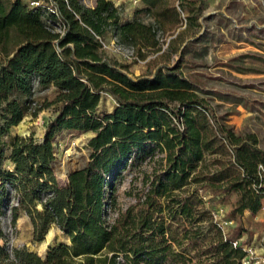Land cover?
I'll list each match as a JSON object with an SVG mask.
<instances>
[{
	"label": "trees",
	"instance_id": "1",
	"mask_svg": "<svg viewBox=\"0 0 264 264\" xmlns=\"http://www.w3.org/2000/svg\"><path fill=\"white\" fill-rule=\"evenodd\" d=\"M52 2L57 14L50 17L61 23L63 34L47 26L44 7L0 0V209L10 199V186L18 201L15 224L26 212L34 241H43L56 224L69 242L49 246L45 258L26 246L14 247L11 255L2 244L0 264H186L185 253L173 245L166 216L194 221L205 206L201 190L207 186L225 196L238 194L232 215L247 209L257 213L264 199L259 176L264 150L256 134H238L218 120L196 92L202 83L181 70L191 63L183 54L173 65L136 76L128 64L104 54L101 40L111 33L144 56V49L159 47L157 33L167 28L170 17L178 22L182 12L192 18L196 0L178 5L143 0L146 6L136 7L132 20L112 0H96L93 7L83 0ZM35 77L42 91L55 87L58 108L43 138L16 135L7 156L5 136L29 113ZM102 93L116 102L110 112L100 107ZM40 110L41 105L31 115ZM65 130L94 135L89 159L60 184L54 140ZM227 146L242 174L236 176L234 164L221 162L219 170L202 176L197 165L205 154H223ZM155 151L162 155L156 160ZM7 158L12 168L5 165ZM152 161L150 170H142V186L124 190L131 200L123 205L118 193L123 172ZM203 208L219 238L211 245L214 257L199 264H240L244 251L224 238L211 210ZM186 237L189 245H197L196 231Z\"/></svg>",
	"mask_w": 264,
	"mask_h": 264
},
{
	"label": "rangeland",
	"instance_id": "2",
	"mask_svg": "<svg viewBox=\"0 0 264 264\" xmlns=\"http://www.w3.org/2000/svg\"><path fill=\"white\" fill-rule=\"evenodd\" d=\"M171 1L175 5L179 3V0ZM195 7V12L189 15L192 18L182 12L178 22L170 17L167 28L157 33L159 47L144 49V56L130 45L134 51L133 58L116 51L111 33L104 37L105 47L102 46V50L112 60L128 64L130 73L136 76L152 73L163 65H173L183 54L191 63L185 64L181 70L184 74L192 73L202 83L196 92L212 106L218 120L232 126L238 134H256L258 147L264 150V0H196ZM124 11L127 12L126 9ZM56 95L50 89L37 92L36 99L41 110L26 122L19 123L17 130L23 132V136L34 134L37 139L44 137L49 118L59 105L54 103ZM101 97L102 109L110 112L116 107L110 94L102 93ZM209 122L213 125L210 117ZM92 134V131L65 130L55 138L57 160L54 168L60 184L66 183L70 171L81 168L89 159L91 148L88 142ZM69 149H73L76 155H71L64 165ZM227 149L228 152L223 154H205L197 165L202 176H210L219 170L221 162L231 166L234 164V174H242L241 168L235 164L232 147L227 146ZM160 156L161 153L155 151L153 158L156 160ZM153 165V161L142 162L123 172L118 180L119 201L123 205L131 200L123 194L124 190L142 186V170H150ZM194 186L195 183L189 185L190 188ZM201 193L206 197L205 206L196 212L194 221L183 217L170 220L166 216L167 225L176 240L173 245L185 253L186 264H199L214 257L211 245L218 240L219 234L209 211L203 207L210 210L212 207H222L226 218L233 220L228 228L231 237L264 247L262 215L250 212L231 214L237 193L225 196L223 191L210 186L203 188ZM194 231L199 238L197 245L191 246L186 234L190 232L193 235ZM64 237L61 230L52 229L43 241H34L33 224L30 217H24L16 222L13 244L17 248L26 246L45 258L49 246L63 241ZM4 241L5 237L0 235V245Z\"/></svg>",
	"mask_w": 264,
	"mask_h": 264
},
{
	"label": "built area",
	"instance_id": "3",
	"mask_svg": "<svg viewBox=\"0 0 264 264\" xmlns=\"http://www.w3.org/2000/svg\"><path fill=\"white\" fill-rule=\"evenodd\" d=\"M29 5L31 7H44L46 10L44 12V19L47 23V26L51 28L52 30L59 32L60 34L64 33V27L61 25L60 22L53 20L50 17V13L53 12L57 14V8L52 2V0H29ZM102 46L105 47V42L101 40ZM112 44L114 45V49L120 53H123L129 58L134 57V51L133 48L129 45L121 43L117 37H114L112 40ZM33 88H32V96L31 101L29 102V113L35 112L39 107L40 104L38 103V100L36 99V94L38 91H40V80L38 77H35L33 79ZM56 145V144H55ZM259 176L261 180L264 181V166L262 164H259ZM10 199L3 203L1 206L0 211V229L4 234L5 241L3 244H6L8 248V252L12 255L14 244V236L16 233V224L13 222V207L18 205V201L15 198V191L12 187H7ZM204 199H206L205 196H203ZM252 213L251 210H245L244 213ZM258 215H262L264 218V199L261 202V206L258 210ZM211 214L213 217V220L217 223L219 228L222 230L223 236L225 239H230L234 247H239L244 251V256L240 260V264H264V247H258L254 245L253 243H247L243 242L241 238H233L230 236L228 232V228L230 225L233 224L232 219H228L225 216L224 210L222 207H212L211 208ZM257 215V214H256Z\"/></svg>",
	"mask_w": 264,
	"mask_h": 264
},
{
	"label": "crops",
	"instance_id": "4",
	"mask_svg": "<svg viewBox=\"0 0 264 264\" xmlns=\"http://www.w3.org/2000/svg\"><path fill=\"white\" fill-rule=\"evenodd\" d=\"M83 1H84V3H85L86 5H88V6H90V7H93V6L95 5V3H96V0H88V1H87V0H83ZM112 1H113L116 5H120V6L122 7V9H124V10L126 9V10H127V12H125V11L123 10V14L125 15V16L123 15V17H124L125 19H130V20H132V19L134 18V16H135V12H134V10H135L136 7H145V6H146V4L143 2V0H112ZM105 37H106V36H105ZM49 89H50V90H54V91L56 92V89H55L54 86L50 87ZM100 105H102V97H101V100H100ZM54 116H55V111H53V114H52L51 118H49V121H50ZM32 117H33V116H32L31 114L28 113V114L24 117V119L21 121V123L26 122L28 119H31ZM21 123H20V124H21ZM20 124L13 126V127L11 128V131L9 132V134H8L7 136H5V141H6V144H7V152H6L7 156L10 155L11 142L13 141L14 137H15L16 135H23V132H19V131L17 130V127H18ZM91 136H93V134H92ZM5 165H6L7 167H9V168H12V166H13V164H12V162H11V160H10L9 158H7V159L5 160ZM24 217H29V216H28L25 212H21L20 216H19L18 219H17V222H18L19 219L24 218ZM52 229H53L54 231H55V229L58 230V231H60V229L58 228V226L54 224V225L49 229L47 235H48L49 233H51V230H52ZM63 242L68 243L69 240H68L66 237H64Z\"/></svg>",
	"mask_w": 264,
	"mask_h": 264
},
{
	"label": "bare ground",
	"instance_id": "5",
	"mask_svg": "<svg viewBox=\"0 0 264 264\" xmlns=\"http://www.w3.org/2000/svg\"><path fill=\"white\" fill-rule=\"evenodd\" d=\"M71 155H74V156L76 155V152H75L73 149H69V150H68V153H67V155H66L65 162H63L64 165L67 163L66 161L70 159V156H71ZM64 165H63V166H64Z\"/></svg>",
	"mask_w": 264,
	"mask_h": 264
},
{
	"label": "water",
	"instance_id": "6",
	"mask_svg": "<svg viewBox=\"0 0 264 264\" xmlns=\"http://www.w3.org/2000/svg\"><path fill=\"white\" fill-rule=\"evenodd\" d=\"M76 170V169H75Z\"/></svg>",
	"mask_w": 264,
	"mask_h": 264
}]
</instances>
